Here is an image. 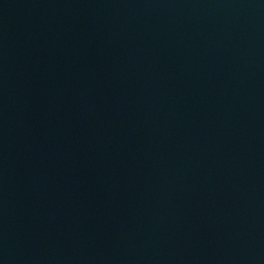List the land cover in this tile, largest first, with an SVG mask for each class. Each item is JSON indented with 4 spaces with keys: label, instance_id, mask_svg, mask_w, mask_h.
Instances as JSON below:
<instances>
[{
    "label": "water",
    "instance_id": "obj_1",
    "mask_svg": "<svg viewBox=\"0 0 264 264\" xmlns=\"http://www.w3.org/2000/svg\"><path fill=\"white\" fill-rule=\"evenodd\" d=\"M0 264H264V0H0Z\"/></svg>",
    "mask_w": 264,
    "mask_h": 264
}]
</instances>
